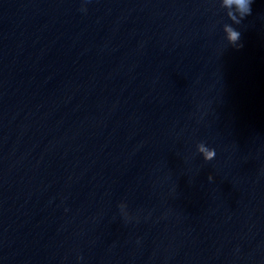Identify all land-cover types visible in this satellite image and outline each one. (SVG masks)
I'll return each mask as SVG.
<instances>
[{
  "label": "water",
  "instance_id": "95a60500",
  "mask_svg": "<svg viewBox=\"0 0 264 264\" xmlns=\"http://www.w3.org/2000/svg\"><path fill=\"white\" fill-rule=\"evenodd\" d=\"M229 12L0 0V264H264V0Z\"/></svg>",
  "mask_w": 264,
  "mask_h": 264
},
{
  "label": "clouds",
  "instance_id": "9594fccd",
  "mask_svg": "<svg viewBox=\"0 0 264 264\" xmlns=\"http://www.w3.org/2000/svg\"><path fill=\"white\" fill-rule=\"evenodd\" d=\"M225 3L227 5H235V8L237 10V13L234 14L232 12H229L230 18L235 21L239 22L240 19L243 17L249 15L252 11V4L253 0H225ZM224 32H225V39L228 41L229 44L239 47V37H240V31L237 28H234L231 25H225L224 26ZM213 155H215V150H210ZM210 158V157H209Z\"/></svg>",
  "mask_w": 264,
  "mask_h": 264
}]
</instances>
